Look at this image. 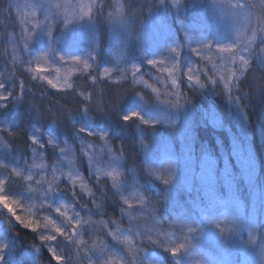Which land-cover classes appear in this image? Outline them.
I'll list each match as a JSON object with an SVG mask.
<instances>
[{"label": "rangeland", "instance_id": "obj_1", "mask_svg": "<svg viewBox=\"0 0 264 264\" xmlns=\"http://www.w3.org/2000/svg\"><path fill=\"white\" fill-rule=\"evenodd\" d=\"M238 3L253 6L235 7ZM10 7V23L4 24L0 12V39L15 70L52 89L64 90L73 74L89 73L93 64L99 62L100 78L115 82L130 79L134 85L147 89L153 106L145 109L146 105L140 104L144 113L140 116L147 124L167 130L163 140L152 144L148 154L150 177L168 188L160 205L143 197L137 180L122 181L117 163L108 159L99 164L89 163L88 178H107L117 190L124 226L117 225L109 232L103 223L98 229L95 227L92 231L99 237L93 235L89 250L80 254L81 259L95 264H108L109 260L117 264L121 260L124 264L122 249L126 251L134 238L147 242L151 248L153 244L169 249L185 243L186 248L178 255L171 254L176 264H264V198L258 197L255 186L257 164L251 150L237 139L230 141L229 153L250 192L240 194L231 179L228 160L222 165L223 185L219 188L214 159L193 148L187 107L178 94L180 84L204 89L205 85L219 81L230 88L253 61L264 67V33L258 32L253 38L251 32L264 11V2L187 0L184 4V0H164L161 15L149 14L140 24L134 23L133 17L126 19L122 0H112L109 9L105 0H11ZM5 17L10 19L6 13ZM169 17L174 25L165 20ZM104 18L108 19V26L103 30ZM25 19L27 23L21 24ZM241 54L250 60L249 65L239 62ZM152 60L164 63L150 65ZM37 65L43 71L38 72ZM164 69L175 72L169 74ZM189 69L193 75L191 82L187 79ZM8 79L11 81L10 76L4 79L2 75L0 82L6 84ZM231 105L233 109L236 106ZM234 111L238 124L241 117L238 109ZM209 121L213 127L220 124L213 113ZM42 162L41 156L33 159V173L43 170ZM61 165L55 168L56 178L70 189L85 192L87 181L83 176L73 166H67L66 160ZM5 175L0 169V180H5ZM193 181L204 197L201 201L190 198ZM5 192L4 185L0 194ZM48 195L40 198L39 203L44 209L51 206L50 219L57 226L60 222L69 224L67 217L76 214L68 204L48 199ZM125 198L132 208L124 203ZM12 199L19 201L17 207L23 208L26 215H31L34 208L29 202ZM58 207L64 216L56 212ZM162 221H168L166 230L160 226ZM90 224L91 221L87 225L91 227ZM99 229L103 234H99ZM104 247V251L99 250ZM37 252L35 248L25 252L29 263L26 260L23 264H34ZM144 258L150 261L151 255L146 253Z\"/></svg>", "mask_w": 264, "mask_h": 264}, {"label": "trees", "instance_id": "obj_2", "mask_svg": "<svg viewBox=\"0 0 264 264\" xmlns=\"http://www.w3.org/2000/svg\"><path fill=\"white\" fill-rule=\"evenodd\" d=\"M10 2L0 0L4 24L11 22L12 10L8 14L10 19L5 17L4 11L10 7ZM105 2L109 9L112 0ZM162 2L164 0H122V6L126 19L127 16L133 17L134 23L140 24L149 14L161 15ZM185 3L187 0H184ZM170 19L165 20L174 25L173 18ZM107 26L108 19L104 18L103 30ZM2 42L0 39V72L1 67L4 68L0 79L2 75L4 79L10 76L11 81L8 79L6 85L15 96L0 106V130H3L0 131V163L6 166L0 168L6 174V192L0 195L29 202L34 208L31 215H26L21 207H17V213L26 222L37 221L38 230L34 232L23 227L0 205V264H23L27 260L24 253L33 248L38 249L34 264H57L52 259L49 244L40 238L42 234H52L53 230V226L48 224L52 209L49 206L44 209L43 204L39 203V199L47 194L48 199L55 198L68 204L80 219L86 218L92 222L91 227L84 224L77 229L78 237H82L79 240L83 243H69L64 237H58L53 245L57 247L58 254L65 257L62 264H86L90 259H81L80 254L89 250L87 246L93 235L99 237L92 230L95 227L98 229L97 226L102 223L108 232L117 225L124 226L117 190L107 178H88L89 163L99 164L106 159L117 163L122 181L131 178L137 180L143 197L149 203L160 205L168 188L150 177L148 154L152 144L163 140L167 130L144 123L139 118L125 121L123 117L126 115L143 113L140 104L146 105L145 109L153 106L150 104V93L142 86L134 85L130 79L115 82L100 78L99 62L93 64L89 73L73 74L68 82L71 88L67 86L64 90H55L43 82L32 80L25 72L15 70L7 60V51ZM90 74H94V77L90 78ZM203 88L180 84L178 90L180 100L187 107L193 148L202 150L214 159L219 188L223 185L222 165L224 160H228L231 179L244 196L250 189L229 153L231 139L244 143L257 164L255 186L259 190L258 197L264 198V67L253 61L230 88L219 81ZM16 96L20 98L16 99ZM233 103L236 104L234 109ZM235 109H238L241 117L238 124L234 120ZM211 113L217 116L219 126H211ZM81 128L94 134L89 136L87 131L81 132ZM34 136L40 144L33 145ZM101 136L104 138L101 139ZM37 156L43 160V170L33 173L31 163ZM64 160L67 166H73L87 181L85 192L70 189L65 182L56 178L55 168L61 167ZM13 168L21 173L19 177L11 174ZM27 175L32 179L29 180ZM49 184L57 185L55 191H47ZM191 185V200H203L197 184L195 186L193 181ZM167 224L168 221H162L160 226L166 230ZM58 226L71 231L68 222H60ZM100 233L103 234V231ZM75 236L72 239L78 240ZM146 253L151 255L150 261L144 258ZM122 256L124 264L177 263L168 249L154 244L151 248L147 242L142 243L134 238L126 251L122 249ZM26 262L29 263L28 260Z\"/></svg>", "mask_w": 264, "mask_h": 264}, {"label": "snow or ice", "instance_id": "obj_3", "mask_svg": "<svg viewBox=\"0 0 264 264\" xmlns=\"http://www.w3.org/2000/svg\"><path fill=\"white\" fill-rule=\"evenodd\" d=\"M262 2H264V0H262ZM253 5H241V4H236L235 7H252ZM14 7H16L17 9L19 8V5H14ZM6 14L11 13V7L6 8L5 10ZM27 20H23L21 21V24H26ZM23 31V29H22ZM252 32V36L253 38H255L259 33H264V11H262L261 15L257 18V26L256 28L251 29ZM25 47H27V44L25 45ZM247 50V49H245ZM261 51H264V49H261ZM233 54L235 55V50H233ZM75 60L79 61V57H75ZM61 60H63V58L61 57ZM239 62L244 65L247 66L250 63V60L248 58H246L243 54H241L239 56ZM163 64L164 61H156V60H152L149 61L150 65H157V64ZM87 67V65H86ZM38 72L39 71H43V69L40 68L39 65H37V69ZM165 71H168L169 74H172L175 72V69H164ZM137 71H139V69H137ZM189 74L187 76V79L191 82L193 80V75L192 70L189 69ZM133 76H135V72L133 73ZM48 84L52 85L53 87H56L55 84H53L52 80H48L47 81ZM176 81L173 80V84H175ZM21 89H23V84L20 85ZM69 88L72 87L71 84L68 85ZM13 96H15V93L13 91H9L8 86L4 83V82H0V106L5 105L7 102L11 101ZM16 99H19V96L15 97ZM133 118H139V119H143L140 116V113L138 112H133L129 115H126L123 117V119L125 121H130ZM144 123H148V121H144ZM3 131V130H0ZM81 132H85L87 131L86 129L81 128L80 129ZM88 135L91 136L94 133L91 131H87ZM101 139H103L104 137L101 136ZM32 143L33 145L36 144H40V141L34 136L32 137ZM41 147H43V145H40ZM63 151V149L61 150ZM6 166L2 163H0V168L4 169ZM11 174H14L15 176L19 177L21 175V173L19 171H17L15 168H13L11 170ZM109 176H113V173H108ZM29 180L32 179L31 176L27 177ZM165 183H167V180L164 181ZM6 181L5 180H0V191L3 190L4 185H5ZM57 185H51L49 184V187L47 188V191L51 192V191H55ZM142 199V198H141ZM124 203L128 205L129 208H132L133 205L129 202V200L127 198L124 199ZM19 204V201H15L13 200L11 197H7V196H3L0 195V205H2V207L18 222L20 223L23 227L25 228H29L31 229V231L36 232L38 230L37 228V221L35 220H29L28 222L25 221V218L22 217L21 215H19L17 213V205ZM49 207H51L49 205ZM56 212L61 215L64 216L65 214L61 211V208H56ZM79 214H76L72 217H67V220L69 221V227L71 229V231L69 232L65 227H61V226H57L56 222L54 220L49 219V224L53 225V230H52V234H48V235H41V240L45 243L49 244V251L50 254L52 256V259L55 260L57 262V264H62V262L65 260V257L62 255L58 254V249L57 247L53 246L55 244V242L58 240V237H64L69 243H74V244H81L83 243L80 240H73L72 237L74 235H79V233L77 232V229L82 227V225L84 224H88L90 223L89 221H83L82 219L78 218ZM149 239H151L149 237ZM155 242V241H153ZM186 248V244L185 243H179L176 246H173L171 248H169L168 250L171 252V254L173 256H176L180 253V251L182 249ZM105 247L102 249H99L100 251H104ZM89 264H92V261H89ZM108 264H111V260L108 261ZM117 264H123V262L120 260L117 262Z\"/></svg>", "mask_w": 264, "mask_h": 264}]
</instances>
